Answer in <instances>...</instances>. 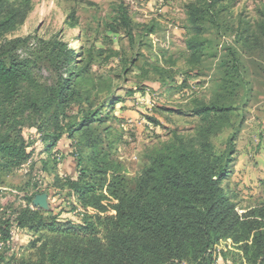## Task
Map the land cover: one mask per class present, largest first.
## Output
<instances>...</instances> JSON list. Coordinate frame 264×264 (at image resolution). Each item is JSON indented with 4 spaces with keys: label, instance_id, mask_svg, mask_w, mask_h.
I'll use <instances>...</instances> for the list:
<instances>
[{
    "label": "rangeland",
    "instance_id": "374dc122",
    "mask_svg": "<svg viewBox=\"0 0 264 264\" xmlns=\"http://www.w3.org/2000/svg\"><path fill=\"white\" fill-rule=\"evenodd\" d=\"M0 1L17 12L7 38L29 37L17 53L36 64L38 85L57 84L69 72L60 70L48 47L57 44V51L79 55L70 68L83 76L76 83L81 99L65 121L93 112L88 133L108 152L128 188L135 187L155 153L199 138L205 129L220 152L235 135L226 190L238 212L264 206V0ZM191 8L200 10V35L189 19ZM192 38L202 41L199 60L187 46ZM216 103L231 108L228 118L212 116L205 122L194 112L201 104ZM35 122L28 119L22 129L37 150L32 160L0 177V251L7 256L35 257L29 242L36 236L15 224L18 210L35 208L30 201L35 194H50L49 210L41 209L46 218L53 213L76 220L83 212L57 177L77 175L73 150L89 163L94 154L85 145L89 136L78 131L70 140L63 135L45 153L49 173H43L42 149L48 143ZM7 220L13 226L5 240ZM216 253L224 264H241L238 248L229 242L219 244Z\"/></svg>",
    "mask_w": 264,
    "mask_h": 264
},
{
    "label": "trees",
    "instance_id": "16d2710c",
    "mask_svg": "<svg viewBox=\"0 0 264 264\" xmlns=\"http://www.w3.org/2000/svg\"><path fill=\"white\" fill-rule=\"evenodd\" d=\"M16 13L0 1V177L30 162L37 151L33 140L22 133L28 119L39 122L48 143L42 149L41 172L49 173L50 155L47 158L45 153L63 135L70 140L78 131L88 135L85 145L94 154L85 163L82 154L73 150L77 175L57 177L62 189L77 198L81 218L53 213L46 218L39 207L21 208L15 224L36 236L29 242L35 257L7 256L0 251V264H215L217 246L228 240L238 248L241 264H264V206L240 214L226 190L235 135L222 152L205 129L199 138L180 140L155 153L135 187L128 188L108 152L104 154L88 133L96 119L91 117L93 112L78 121H65L68 109L81 99L76 83L82 74L70 68L79 55L57 51V44L48 47L60 70L66 67L69 72L67 77L61 74L57 84L38 85L36 64L17 53L29 37L6 36L15 28ZM189 14L195 34L200 35L199 8H191ZM123 19L128 23L126 16ZM187 46L199 60L202 41L192 38ZM230 109L201 104L194 112L206 122L212 116L228 118ZM214 125L208 132L215 131ZM5 226L6 240L13 224L7 220Z\"/></svg>",
    "mask_w": 264,
    "mask_h": 264
},
{
    "label": "water",
    "instance_id": "95a60500",
    "mask_svg": "<svg viewBox=\"0 0 264 264\" xmlns=\"http://www.w3.org/2000/svg\"><path fill=\"white\" fill-rule=\"evenodd\" d=\"M49 197L50 194L48 192L37 194L33 199V206L39 207L43 210H49L50 208Z\"/></svg>",
    "mask_w": 264,
    "mask_h": 264
},
{
    "label": "crops",
    "instance_id": "0c3cea01",
    "mask_svg": "<svg viewBox=\"0 0 264 264\" xmlns=\"http://www.w3.org/2000/svg\"><path fill=\"white\" fill-rule=\"evenodd\" d=\"M216 262H217L216 264H224L223 261H220V260H219V258L217 259Z\"/></svg>",
    "mask_w": 264,
    "mask_h": 264
},
{
    "label": "built area",
    "instance_id": "2783aa9c",
    "mask_svg": "<svg viewBox=\"0 0 264 264\" xmlns=\"http://www.w3.org/2000/svg\"><path fill=\"white\" fill-rule=\"evenodd\" d=\"M228 242H229V243H231V241H230V240H228L226 243H228Z\"/></svg>",
    "mask_w": 264,
    "mask_h": 264
}]
</instances>
